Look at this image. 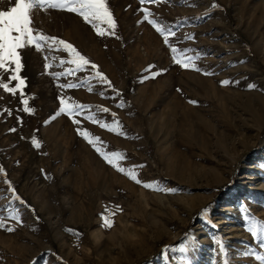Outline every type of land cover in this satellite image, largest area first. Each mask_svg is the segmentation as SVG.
I'll list each match as a JSON object with an SVG mask.
<instances>
[{"label":"rangeland","instance_id":"374dc122","mask_svg":"<svg viewBox=\"0 0 264 264\" xmlns=\"http://www.w3.org/2000/svg\"><path fill=\"white\" fill-rule=\"evenodd\" d=\"M106 3L115 35L67 9L29 11L33 35L88 65L45 40L17 50L19 72L0 69V84L25 79L0 87V264H264V0ZM149 20L175 33L167 44Z\"/></svg>","mask_w":264,"mask_h":264},{"label":"snow or ice","instance_id":"6c2138e0","mask_svg":"<svg viewBox=\"0 0 264 264\" xmlns=\"http://www.w3.org/2000/svg\"><path fill=\"white\" fill-rule=\"evenodd\" d=\"M141 4L145 3V0H140ZM45 4H47L51 8H63L67 9L69 12L78 13L80 16L83 17L84 21L88 23H93L96 21H99L107 26V30L99 29L98 28V35L104 36L106 34L108 35H115V28H116V21L113 17L112 12L109 10L106 0H14V6L8 8L5 11H0V69H3L5 67L6 62H14L15 64V72H19L21 65V56L18 49H22L25 44H35V47L37 49L40 48V43L38 41H45V40H52L55 43L64 45V47L68 50H70L72 53H74L75 59L72 61L76 64L77 69H80L81 67L88 65L89 61L88 59L81 55L79 52L75 50V48L69 44L66 43L63 40H57L55 37H46L44 35H33L34 29H32L30 25V17H29V11L32 9L35 5H39L43 7ZM144 18L148 19V9L144 8L143 10ZM150 24H152L158 32H160L162 35H164V42L167 44L169 42L168 38L170 35H174L175 33L171 30L165 31L164 28H162L160 25L156 23L155 20H149ZM13 33H17L18 35H13ZM173 53L177 52L178 49L175 47L172 48ZM195 60V57H184L183 59H176L174 57V62L178 65H181L184 68H195V63L193 62ZM47 67V65H45ZM97 66L92 65V68L95 69ZM55 75L59 76L60 73H56ZM95 75L100 78L101 82H107L110 86V81H107V77L104 76L103 73L96 71ZM159 75V73H153V77ZM13 81H18L16 86L9 87L8 84H0V87H3L10 93H15L17 89H20L21 86L25 84V79L21 78L19 75H12L10 77ZM222 84H228L229 81H221ZM74 85H64V87H73ZM249 87H254V85H249ZM191 103H196V101H190ZM24 104H27V100H24ZM64 104L63 99H61V105ZM74 107L84 108L85 105H77ZM26 112H33L34 109L25 107L23 109ZM65 107L60 108V112H64ZM68 115L72 116L74 115L73 109L68 108ZM102 111L107 112L108 109L104 108ZM59 114V113H58ZM114 115V114H113ZM88 119L93 120V122H96V119L94 116H89ZM76 124H79L80 122L78 120L73 121ZM114 126L109 127L106 124H102L101 127H109L110 131H116L120 128V124L118 121H113ZM14 131V129H12ZM77 132L83 136L85 139H88L91 135L86 130H81L80 128H77ZM100 141L99 137H94L93 139H89L88 142L92 144V146L95 148V150L107 161L108 164L114 165L118 168L120 172H124L125 169L123 167H119V165L116 163L118 159H120V154L117 152H105L102 150L101 147L97 146V143ZM36 143V146L39 147V144ZM134 181L137 183H140L139 180H137V177L134 173V170H130L127 173ZM145 187H148V185H145ZM169 191H174L173 189H169ZM18 218V217H17ZM113 221L112 220H105V226L111 227ZM5 223L3 220H0V227H4ZM8 231H13L11 227L7 229ZM252 235L256 236V230L255 228L252 229Z\"/></svg>","mask_w":264,"mask_h":264},{"label":"bare ground","instance_id":"6f19581e","mask_svg":"<svg viewBox=\"0 0 264 264\" xmlns=\"http://www.w3.org/2000/svg\"><path fill=\"white\" fill-rule=\"evenodd\" d=\"M55 14L57 15L58 18H59V16H61V15H60L61 13L56 12ZM62 14H63V13H62ZM57 21H59V19H57ZM59 23H60V22H56V24H57L58 26H60ZM262 105H263V104H262ZM263 108H264V106H263Z\"/></svg>","mask_w":264,"mask_h":264}]
</instances>
